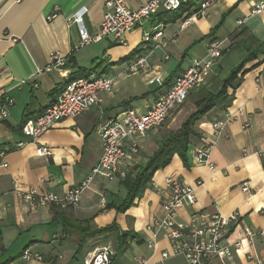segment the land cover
Wrapping results in <instances>:
<instances>
[{"label":"crops","instance_id":"obj_1","mask_svg":"<svg viewBox=\"0 0 264 264\" xmlns=\"http://www.w3.org/2000/svg\"><path fill=\"white\" fill-rule=\"evenodd\" d=\"M123 1L135 9L145 0ZM180 1L190 4L186 5L189 10L178 18H173V12L160 10L141 27L128 32L125 44L103 39L71 54L78 31L75 25L67 27L65 19L84 7V25L89 33H95L102 21L105 0H0V97L14 100L7 118L0 120V151H5L6 161V166L0 168V264H19L24 249L44 259L27 264H83L87 252L103 245H111L114 250L111 264H138L140 258L147 259L148 264L159 263L161 253L169 250L168 240L159 232L154 249L149 248L147 242L152 235L146 226L164 216L162 189L166 177L194 188L193 204L178 209L181 221H188L190 214L197 211H236L240 222L232 229L230 239L240 237L244 226L264 229V88L259 89L264 83V46L257 45L264 41V9L251 13L264 0H213L203 17L192 13L205 0ZM54 7L58 8V16L48 21L46 17ZM239 19L243 20L240 26L236 23ZM158 24L163 26L166 45L150 53L149 63L154 72L163 76L161 86L149 85L143 74L125 70L126 61L144 52L142 34ZM212 37L224 40L222 54L205 83L191 95L218 91L223 79L248 56L247 49L260 50L227 85L230 103L218 102L196 122L198 136L188 145L186 161L174 154L124 209L121 206L127 191L121 180L109 181L99 175L93 176L74 206L32 208L23 200L21 194L30 188L63 197L72 186L85 180L102 153L97 127L120 117L125 109L143 111L193 59L205 54ZM52 52L70 55L65 66L68 76L57 69L45 70ZM100 73L113 77L112 90L102 93L98 104L75 118H63L40 137L38 144L48 146L50 155L37 156V144L30 141L17 147V143L25 141L22 122L42 113L67 80ZM195 103L186 99L173 109V115V110L170 112L167 122L138 141L139 153L124 163L129 164L132 176L146 165L162 136L176 131L196 110ZM225 114H234L236 119L216 137L212 124ZM206 143L211 145L208 154L214 171L193 160V153ZM243 183L250 188L248 194L241 189ZM107 227L110 228L98 232ZM85 231L94 236H84ZM124 233L128 236H122ZM254 251L264 264L263 240L255 241ZM163 264L188 263L181 255H170ZM205 264L219 262L211 258ZM229 264L256 262L242 250L235 252Z\"/></svg>","mask_w":264,"mask_h":264},{"label":"built area","instance_id":"obj_2","mask_svg":"<svg viewBox=\"0 0 264 264\" xmlns=\"http://www.w3.org/2000/svg\"><path fill=\"white\" fill-rule=\"evenodd\" d=\"M213 0L201 2L192 13L194 17H203ZM181 5L180 0H145L135 9H130L123 0H105L104 12L99 29L95 33H89L84 25L86 8L65 19L67 27L75 25L78 31V39L71 47V54L77 50L110 39L116 44H125V37L132 29L141 27L143 23L151 19L160 10L174 11ZM264 9V1H260L251 9V13H259ZM58 16V8L47 15L48 21ZM237 25L243 23L242 19L236 21ZM224 40L212 37L206 46L205 54L192 60L190 65L182 73L176 76L165 91L145 106L143 111L133 108L125 109L120 117H115L100 124L96 132L102 141V153L91 173L82 182L72 186L66 195L59 197L53 192L38 193L30 188L21 196L32 208L40 205H55L60 208L74 206L79 202L82 192L86 189L94 175H99L106 180H121L125 178L131 169L129 164L124 165L132 156L139 153V142L147 133L163 125L170 112L182 105L189 93L201 87L205 83L211 67L222 54ZM142 50L144 52L126 61L125 70L128 73H141L146 77L149 85H163L164 78L159 72H154L149 63V56L153 50L166 45L163 35V26L158 24L142 34ZM69 56H62L58 52L49 55V63L45 70L57 69L61 75L68 76L65 66L70 62ZM167 58V56H166ZM113 77L100 74L79 76L67 80L58 92L54 101L48 105L42 113L35 118L25 119L21 124V133L25 141L17 143V147L30 141L37 144L36 155L48 156L51 149L45 144L39 143L40 137L58 121L63 118H75L95 104L101 102V94L112 90ZM264 88V83L259 89ZM14 100L8 96L0 97V120L9 115ZM236 119L234 114H225L223 118L213 122L214 135H221L224 127ZM128 141V143H125ZM211 145L206 143L193 153V160L198 164L206 165L210 171L215 166L209 159L208 149ZM6 166L5 151H0V168ZM244 193H249L247 183L241 185ZM165 197L162 201L164 216L154 219L146 226L152 239L147 246L154 249V240L159 232H163L169 243V250L161 253L163 261L170 255H181L188 264H205L211 258H215L219 264H229L235 252L244 250L249 259L256 264H261L258 255L254 251L255 241H264V229L255 230L248 226L241 229V236L230 239L232 229L240 222L238 212L209 213L197 211L190 214L188 221L178 218V209L189 206L195 201L194 188L184 184L173 177L164 180ZM1 248V241H0ZM114 250L111 245H103L87 252L83 257V264H111ZM19 264H27L30 261H44L39 253H33L24 249L20 254ZM147 259H137L138 264H148Z\"/></svg>","mask_w":264,"mask_h":264},{"label":"trees","instance_id":"obj_3","mask_svg":"<svg viewBox=\"0 0 264 264\" xmlns=\"http://www.w3.org/2000/svg\"><path fill=\"white\" fill-rule=\"evenodd\" d=\"M190 4L182 3L177 10L166 11L173 12V18L180 17L185 11L189 10ZM212 35V34H211ZM260 47L264 46L263 42H257ZM248 50V56L235 68L229 75L223 79L221 88L216 92L204 91V93L196 101V110L190 114L180 125L176 131L166 132L158 143L157 150L149 157L148 162L142 168H140L134 176L130 173L121 179V183L124 185L127 191L126 198L121 206L122 209L127 208L133 202V199L139 196L142 190L146 187L150 181L153 173L164 167L172 158L174 154L180 156L183 161H186V152L188 145L193 137H197L198 134L194 130L196 122L210 111L218 102L230 103L231 99L226 95V87L234 79L237 73L241 70L242 66L254 55L258 50ZM110 227L102 229L98 232H104ZM94 236L93 232L85 231L84 236ZM122 236H128V233H124Z\"/></svg>","mask_w":264,"mask_h":264},{"label":"rangeland","instance_id":"obj_4","mask_svg":"<svg viewBox=\"0 0 264 264\" xmlns=\"http://www.w3.org/2000/svg\"><path fill=\"white\" fill-rule=\"evenodd\" d=\"M142 53H143V52H142ZM142 53H141V54H142ZM198 97H200L199 94L196 93V92H194L192 95L189 93L187 99H189V100L195 102V101H197ZM175 112H176V109L172 111V115H173ZM169 119H170V115L166 118L165 122H167V120H169ZM165 122H164V123H165ZM164 123H163V124H164ZM100 247H102V246H100Z\"/></svg>","mask_w":264,"mask_h":264}]
</instances>
